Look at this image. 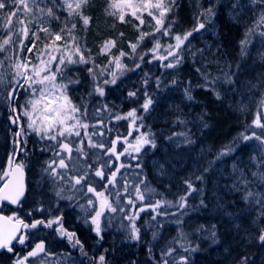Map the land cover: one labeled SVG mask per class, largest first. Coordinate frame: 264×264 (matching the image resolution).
Here are the masks:
<instances>
[{"label": "snow or ice", "instance_id": "1", "mask_svg": "<svg viewBox=\"0 0 264 264\" xmlns=\"http://www.w3.org/2000/svg\"><path fill=\"white\" fill-rule=\"evenodd\" d=\"M35 5V9L30 6ZM88 3V0H63V6L67 11L69 17L76 15L79 16L83 24L87 26L90 23V18L82 14L83 7ZM260 3L264 5V0H260ZM175 0H110L109 8L111 9L110 15L116 17L120 23H126V17H132L136 22V28L139 32L137 41L130 43L129 47L131 53H127L123 50L119 51L118 55H111V49L116 46L115 40H109L105 43L101 49L103 54H109L110 59L107 65L101 67L95 65L89 67L88 72L93 76L94 80L103 77L105 73L111 76V79H103L102 84H115L119 75H123L124 71L128 70L127 65L122 61L125 57L135 56L137 49L142 45L146 46L151 44V47L147 48V52H142L138 59L143 61L148 54L152 55L154 60L161 62V66L166 69L177 68L184 60L183 53L188 50L190 46V37L194 33L199 32L201 29H205L206 20L211 19L215 15V6L210 5L204 13L201 14L203 20H198L196 26L191 30L181 34H171L172 23L168 22L170 14L173 12ZM14 8L15 11L11 9ZM9 9L6 14L5 31L6 38L2 39L0 43V52H6L14 50L13 57H5L6 60L11 61L9 67L13 70V86L8 92V98L10 100L15 98L17 87L24 89L29 94V99L22 105H20L21 112L19 115L10 117L13 124L19 126V131L15 133L16 137L21 138L17 140V145L26 143L23 138L28 135L29 132L34 133L40 137L41 140L54 141L55 143L50 145L54 151V158L46 162L44 172L48 173L54 180L64 181L70 189H74L76 192H86L84 195L87 197V207L80 205L82 210L85 211L84 217L85 223H89L95 234L102 239L103 225L105 221L111 223L113 216L111 214L121 213L123 219H126L129 224L128 228L130 238L133 240H139V228L136 226V219L139 217L140 212H144L146 208H151L152 212L157 215L167 213H161V208L176 207L179 210H186L188 205V197L196 192L193 183L190 180H185L186 190L183 194L179 195L175 203L171 201L156 200L152 204L145 205L143 202L146 198H150V194L154 192L153 189H149L143 180L139 183H130L128 179L123 178V184H120L117 180L118 175L121 174V169H124L126 165L119 163L114 166L113 161H105L94 172V177L104 181L101 185L102 190H97L95 181L90 180L88 171H84L83 174L77 176H68L66 171L68 164L66 160L73 159V152L83 154L86 158L87 153L84 151V139L81 138V132L83 131L84 137L87 138V146L89 148H99L105 150V155L115 157V161H120L121 156L129 155L132 153L139 154L141 149L145 146L156 147L155 140L149 132L140 131L143 127L142 124L137 125V120L143 118L138 116L136 109L129 110L126 115H116V120L128 119L130 120L129 128L138 132L139 135L135 137V142H129L127 137L123 138L122 143L127 145L123 148V151H117V145L121 143V138L117 137L111 141L110 146H106L104 143H97L93 141L92 137L97 135L95 131L89 133L90 126L84 122V117L87 114L86 108L77 104L70 95V86L79 83L78 80L72 79L67 73L71 70L69 66L77 64H89V56L86 55L88 51L75 34L76 24L72 23L70 26L65 23L59 30H54L50 26H46L44 16L46 15L50 19L59 20L52 7L45 10L39 7L37 0H0V10ZM37 13L40 15L37 16ZM31 15L33 19L27 17ZM23 16L24 18H21ZM145 16L151 18L153 24L150 32L142 31L145 25ZM15 25L14 26V20ZM35 24V28L32 25ZM264 25V10L261 11L257 26ZM32 34V43L30 47H27V53L32 54L33 49H36L35 60L33 63L31 56L25 55L21 58L20 53L24 51L25 40L29 38V32ZM254 32V29H249L245 33L244 39L241 40V53L243 54L247 45L250 42V36ZM40 33L44 36L41 37ZM121 37L123 33L120 34ZM264 36V32L260 33ZM163 37H170L173 42L161 43ZM37 41L42 42V47L37 48ZM167 61V63H164ZM151 62V61H149ZM4 66V61L0 60V67ZM136 68L140 67V63L135 64ZM99 69V71H97ZM199 71V69H197ZM215 81H213L214 83ZM230 82V80H229ZM5 83V78L0 73V84ZM147 83V81H145ZM176 83L175 80L172 81ZM160 81L157 79V85ZM94 91L99 95L105 94L104 87L100 83H97ZM187 98L192 99L190 89L185 90ZM129 97H135V92H129ZM145 102L141 105L144 112H147L150 106L153 104L151 96L145 93ZM264 103V102H262ZM106 107V106H105ZM13 113H17V108L13 107ZM262 116L264 113L257 112L252 125L255 128L260 129V133L253 131L251 135H245L241 133L243 141H249L255 139L260 141L264 145V122H262ZM23 120V122H21ZM103 135V133H99ZM132 135V131H129L128 136ZM74 138H80L78 140ZM23 150V149H19ZM235 150V142L226 146L220 155H227ZM15 153L8 159V167L0 174V201H8L13 205H19L21 198L25 195V186L23 182L24 176V164L14 163ZM135 159V157H133ZM88 169L91 165L86 166ZM131 167V165H127ZM139 167V165H137ZM105 168L110 169V172L106 175ZM200 179V177H197ZM79 186V187H77ZM143 186V188H142ZM62 188L56 193L60 198L62 196ZM91 194V196H88ZM253 193L248 192L247 196L252 197ZM72 196H68L67 199H72ZM141 202L139 208H137V202ZM264 201H257L261 203ZM201 206L204 205L201 200ZM135 209V211H132ZM43 211V209H38ZM186 214L185 211H181L180 215ZM172 215H176L173 213ZM153 220L156 219L154 215ZM178 223H183L179 221ZM45 228H53L54 231L61 237L67 239L72 243L73 247L79 246L82 254L87 255L83 251V245L81 241L76 237L74 232L68 231L64 226V220L62 216H56L48 219H37L32 223H25L23 219L17 216H0V249L7 250L9 253H14L18 256L15 259L14 264H45L44 259L50 253L46 248L45 241L40 240L35 243L34 247L25 254L20 256L15 253L14 241L19 245H25L29 240L27 232L22 231L26 229H36L38 226ZM215 226H213L214 229ZM197 231H204V226L200 225ZM155 233L153 237L155 238ZM209 238L215 242L216 233L214 230H210ZM185 243H180V241ZM259 240L264 243V230L259 234ZM176 243L179 244L185 252L196 251L195 247L191 246V241L188 239L186 233L181 231ZM187 245V246H185ZM176 251L175 248H168L162 253L163 264H170L168 257H172ZM37 258H40L37 260ZM96 264H106L105 256L100 255ZM172 264H177L176 261H172ZM178 264H189V258L187 256H181ZM241 264H247V258L242 259Z\"/></svg>", "mask_w": 264, "mask_h": 264}, {"label": "rangeland", "instance_id": "2", "mask_svg": "<svg viewBox=\"0 0 264 264\" xmlns=\"http://www.w3.org/2000/svg\"><path fill=\"white\" fill-rule=\"evenodd\" d=\"M59 1L62 2L63 0ZM89 1H94L98 7L94 11V14L96 13L95 15H88L84 12L85 6L88 3L83 7L82 14L90 18V23L87 26H85L80 17L76 15L69 17L65 23H68L69 26L72 23L76 24L75 34L80 39L82 45L88 50L86 55L89 56L90 63L88 65H76L78 67H73L74 65H71L69 66L71 70L67 74L72 79L79 81V83H75L70 86L69 92L77 104L86 108L87 116L84 117V122L88 123L90 126H94L93 124H101L100 127H90L88 130L89 133L93 131L97 133V135L92 137L93 141L110 146L111 141L117 137L121 138V143L123 138L127 137L129 142L134 143L135 137L139 135V133L129 128L130 120L115 119L116 115H126V113L131 109H136L138 116L143 118L142 120H137L138 126L140 124L143 125L140 131L149 132L154 138L156 145L157 139L165 133L172 131L174 129L173 126H175L176 123H180L181 121L185 122V132H188L189 128L196 126L197 121H194L190 114L186 115L184 118H179V120L177 119L176 114L179 106L181 105V101L184 100V97H182L179 90H171L165 87L166 84L162 83V81L170 80L172 76H175V74L176 76L179 75L178 72H173L171 69L163 67L162 70L165 71H161L159 78H156V81L159 79L161 84L158 88L160 89V92L154 90L155 92L152 94L151 92L153 88L150 89L148 86L145 88L148 83V78L145 77L154 75L157 62L154 63L155 65L151 63L154 60L151 54L146 55L143 61H140L139 59L134 60L133 57L140 55L142 52H147V48L151 47V44L146 43V46L142 45L141 48L137 49L135 56L123 58L122 62L127 65L128 70L124 71L123 75H119V78L117 79V81H121V87L126 89L132 88L134 83H143L145 90L151 91L147 94L151 96L153 104L147 112H144L141 108V105L146 99L145 95L143 97L125 96L124 93L122 94V92L118 90V88L114 87V90L111 91L112 84L103 85V78L100 77L97 80L93 79V76L88 72V68L94 67L95 65L103 67L105 64H108L110 59L109 54H103L101 52L105 43L109 40L116 41V46L111 49V55H118L121 50L131 53L129 44L137 41L139 32L136 28V24L138 22H136L132 17H126L127 22L122 24L116 17L109 14L111 11L109 8L110 0H88V2ZM183 1L187 6L190 5L192 0ZM37 3L40 8L45 10L46 13L47 8H49L52 2L51 0H37ZM179 3V7H181L182 4L180 0H175L174 6H177ZM9 4L11 5V0H9ZM30 6L35 9V5L30 3ZM262 6L264 7V5ZM11 10L15 11L14 8ZM8 11L9 9L0 10V30L5 27L6 22H4V19L6 18ZM173 11L175 13L174 15L180 16L181 22L185 24V16H183L181 9L178 8V10L174 9ZM39 15L40 14L37 13V16ZM22 18L24 17L22 16ZM27 18L33 19L31 15ZM43 18L46 21V26H50L52 29L57 31L65 24L61 22L60 19L53 20L48 18L46 15ZM152 24L153 22L151 21V18L145 16V25L143 26L142 31L150 32L152 30ZM32 28H35V24L32 25ZM121 33H123L122 37L120 35ZM40 36L43 37L44 34L40 33ZM3 38L4 37L0 35V43H2ZM170 42V37H163L161 39L162 44ZM31 43L32 34L30 31L29 38L25 40L24 51L20 53V56L23 58L25 55H29L31 56L33 63H35L36 49H33L32 54L27 53V47H30ZM195 44H197V42L191 40L189 47ZM39 47H42L41 41H37V48ZM204 49L200 48L199 51H203ZM247 56L246 58L249 61H252L253 64L251 63L245 67L246 71L241 72L242 77L240 79V83L235 82V85L232 87L231 94L235 95L230 99V104L236 106L240 110L243 108L247 109V111H242L245 113L249 112L250 114L252 108L257 110L264 107V103H262L264 102V73L261 69L264 65V43L262 41H257L256 44H254V47L252 46L250 55L248 53ZM206 58H209V56H206ZM136 63H140L139 68L135 67ZM255 65H258L259 69H257ZM7 69L9 75H12V68L7 65ZM97 71H99V69H97ZM224 76H226V73H224ZM105 79L110 80L111 77H107ZM145 81H147V83H145ZM97 83H100L101 86L104 87L105 94L103 96H99L94 91ZM11 89L12 88L10 87L6 90L7 104H0V174H2L3 170H5V164L9 157L15 153L14 162L23 163L24 168L27 170L29 175V197L24 204L32 202V205H35L36 208H42L43 211L38 210L37 213L38 215H42L43 219H45L46 213L51 210L53 213V208L51 207L52 204H54L53 200H55V193H53V191L57 192V189L54 188V179L43 170L46 167V162L54 158L55 149H52L50 145L55 142L41 140L40 137L29 132L28 135L23 138L26 140V143H21L19 146L17 145V140L21 138L16 137L15 133L20 129L16 124L15 127L12 126L10 117L20 114L21 109L19 106L24 104L26 100L29 99V94L24 92L20 97L19 93L21 88L17 87V91L14 94L15 98L12 99L11 106H9L8 92ZM94 98L100 99L101 104L93 106L92 100ZM125 103L127 107L123 110ZM13 107L17 108V113L12 112L11 109ZM93 109L101 111V114L94 115ZM21 122H23V120ZM158 123H163L165 126L160 127ZM189 123H193V125L188 128ZM129 131H132L131 136H128ZM101 132L103 135H99ZM191 134L195 135V139H193L192 146L187 149L168 148L166 145H160L159 148L145 146L141 149V152L146 147L149 148V150L148 152H143L141 158L140 155H138L135 159H132L131 156H129V158L127 155L121 156L120 161H118L116 165L124 163L126 167L121 169V174L117 177L118 182L123 184L122 177L128 179L130 183H139L140 180H143L149 189L154 190L151 195L155 198L156 195H158V192L163 195L175 194L179 189L181 181L185 177L189 178L190 176L195 175L200 168H204L203 160L208 148L207 143L204 139L202 140L203 137L200 140V133L193 132L190 133L189 136ZM81 138L85 141L84 151L87 153V157L90 158L92 162L89 160L88 163L87 157L85 158L83 154H79L74 151L73 159L66 160L68 169L58 171H66L68 176H77L83 174L84 171H87L88 169L86 166L91 164L92 171H88L89 178L90 180L95 181V186L99 185V188L97 189L98 191L102 190L101 185L104 181H100L99 178L94 177L93 172L100 167L102 163L110 159H114L115 157L105 155V150L99 148H89L87 146V138L84 137L83 131L81 132ZM74 139L78 140L80 138ZM121 143L118 144L117 151H123ZM246 147L247 149L243 150V154L237 156L239 160L233 159L234 164L229 165L230 167L224 169L220 164H215L213 166L211 171L214 173V176L212 186L209 191L211 194L210 202L212 207L218 209L217 211L219 212L222 211L221 217L227 220H225L224 226L226 227L222 229V232L230 234L234 238L229 241L248 244L255 237L259 238L260 232L264 230V221L261 222L259 218L262 214L264 202L257 203V201H264V145H262L260 141L252 139L248 141ZM19 149L23 150L21 151ZM115 162L117 161L114 159L113 163ZM127 165H131V167L129 168ZM137 165H139V167H137ZM204 170L205 172L208 171L206 169ZM236 183H238L242 188L240 203L237 201L232 202V200L228 199V195L234 194L233 190L236 188ZM159 184L162 185V187ZM61 186H63L65 190L75 191L74 189H70L64 181H61ZM57 187H59L58 180ZM248 192H252L253 196L245 198ZM79 196L80 195L77 194L76 198ZM147 201L148 198L145 199L143 204L147 203ZM80 203L83 204L82 200H80ZM229 203L234 204L229 207ZM137 205H141V202L138 201ZM21 206H24L23 203ZM6 209L7 208L4 207L1 210L4 212ZM19 211L20 209L17 210V212ZM111 215L113 216L111 223L109 224L105 221L103 227L106 231L114 234V232L118 230V224L123 223V220L125 222V219H123L122 214L119 212ZM107 228H109V230H107ZM47 232L48 231L45 229L40 230V238L47 235ZM238 234L239 238L237 237ZM112 237H114V235H112ZM47 242H49V239H47ZM65 247L66 246H57V257L52 256V258L48 259L46 257L43 258L45 264L95 263V261L93 262L89 256L86 258L84 254H80L78 249L75 247ZM74 249H76L77 252H74ZM84 249L83 251H85ZM102 249L103 250H100L98 256H96L97 260L100 255H103V253L108 250V248ZM234 255L235 254H231L228 244H225L224 249H217L214 256H216V258L220 256L223 263L226 260V264H230V261L234 259ZM104 256L106 264H141L137 261V259H128L121 255L119 256L121 257V261H117V258H114L112 255H110L112 256L111 259L106 255ZM96 257L94 256V259ZM39 259L40 258L37 260ZM147 259L151 264H159L158 262H162L159 257H148ZM253 264H264V243L262 242L260 254L255 257Z\"/></svg>", "mask_w": 264, "mask_h": 264}, {"label": "trees", "instance_id": "3", "mask_svg": "<svg viewBox=\"0 0 264 264\" xmlns=\"http://www.w3.org/2000/svg\"><path fill=\"white\" fill-rule=\"evenodd\" d=\"M51 2L49 7L54 9L56 16L59 17L61 22H67L69 16L63 6V1L51 0ZM180 2L182 6L179 7V3L177 6H174L173 10H178V8L181 9L183 16H185V24L181 22L180 16L174 15L175 13L173 11L168 18L170 23L174 21L171 29L172 35H182L187 31H191L198 23V20H203L201 14L204 13L210 5L215 6V15H213L211 19L204 21L206 24L205 29H201L190 37V41L194 40L197 44L192 45L183 53L184 60L177 68L171 69L173 72H178L179 75L176 76L175 74L170 80L162 81L163 84H166L165 87L171 90H179L182 97H184L176 114L177 119L179 120V118H184L186 115L190 114L193 120L197 121L196 126L189 128L193 125V123H189L188 132H185V122L181 121L180 123H176L172 131L165 133L157 139L156 148H159L160 145H166L168 148L172 147L174 149L190 148L193 144V139H195V135L191 134L189 136V134L193 132L200 133V140L203 137L202 140L204 139L208 148L203 160L204 168H200L195 175L189 178L185 177L181 181L179 189L175 194L163 195L158 192L155 198L151 193L145 205L152 204L156 200L175 203L179 195L183 194L186 190L187 186L184 183L185 180H190L197 191L193 192L192 195L188 197L189 207L186 210H179L176 207L161 208L159 210L161 213L166 212L167 215H157L152 212L151 208H146L144 212H140L139 217L135 221L136 226L140 230L139 240L130 238L128 228L126 227L129 222L126 219L125 222L123 220V223L118 224V230H116L114 234L106 231L104 227L102 239L94 233V235L85 241L83 247V249L85 248L84 252L88 254L89 258L92 259L93 262L95 261L94 264L98 261L96 256H98L100 250H103L102 248H108L103 255H106L110 259L114 256V258H117V261H121V257H119L121 255L128 259H137L141 264H151L147 259L148 257H159L160 261H162V253L170 247L176 249L172 257H168L170 264H172L173 260L178 264L181 256H187L189 258V264H206L207 262V264H226V260L223 263L220 256L217 258L214 256L215 251L217 249H224L225 244H228L231 254H235L230 264H241L242 259L246 256H248L246 257L247 264H253L255 257L260 254L261 241L257 237L248 244L229 241L234 238L230 234L222 232V229L226 227L224 226L226 219L221 217L222 211L219 212L217 211L218 209L212 207L209 190L212 186L214 176V173L211 171L213 166L215 164H220L226 169L230 167L229 165L234 164L233 159L239 160L237 156L242 155L243 150L247 149L246 146L248 141H243L241 133L250 135L253 131L257 133L261 131L252 125V121L257 112L264 113V107L257 110L252 108L249 114V112L245 113L242 111H247V109L243 108L240 110L236 106L230 104V99L235 95L231 94V89L235 85V82L240 83L242 77L241 72L246 71L245 67L252 63V61L246 58L248 53L250 55L252 46L254 47L257 41H262L264 43V36L260 35L261 32H264V25L257 26L261 11L264 10V7L261 5L260 0H192L190 5L187 6L183 0H180ZM97 7L94 1H89L85 6L84 12L88 15H95L96 13L94 14V11ZM15 19L14 17V26H16ZM4 22H6V18ZM249 29H254V32L250 36V42L247 45L246 51L242 54L241 40L244 39L245 33L248 32ZM0 31V35L6 38L5 27ZM170 41L173 42L171 39ZM200 48L205 49L199 51ZM138 56L133 57L134 60L138 59ZM206 56H209V58H206ZM5 57H13V59H15L14 50L0 52V60L4 61V66L0 67V73H2L5 78V83L0 84V104L2 103L4 105L7 104L6 90L10 87L12 88L14 83L13 73L9 75L7 69V65H9L11 61L6 60ZM156 62L157 65L154 75L145 77L148 78V83L145 88L147 86L150 89L153 88L152 92L145 90L143 83H134L132 88L126 89L121 87V81L112 84L111 91H113L115 87L118 88L122 94L124 93L125 96H129V92H135L137 97H143L145 93L151 92L153 94L155 91L160 92L156 78H159L161 71L165 70H162L163 67L160 61L153 60L151 63L155 65L154 63ZM164 63H167V61ZM255 66L259 69L258 65ZM73 67L78 66L74 65ZM197 69H199V71H197ZM261 69L264 73V65ZM224 73H226V76H224ZM107 77L111 76L105 73V76L101 78L105 79ZM173 80L176 81L175 84L172 83ZM213 81L215 82L213 83ZM186 89H190L192 96L191 100L187 98ZM24 92L26 93L24 89H21L19 96L21 97ZM92 101L93 106L101 104L100 99L94 98ZM126 107L127 105L125 103L123 110H125ZM93 111L94 115L101 114L99 110L93 109ZM262 122H264V116H262ZM158 124L160 127L165 126L163 123ZM93 125L96 128L101 126V124ZM234 142V151L227 155H220V152L226 146H230ZM121 144L122 148L127 147V145ZM148 150L149 148L146 147L140 154L132 153L131 157L134 159L133 157L137 158V156L140 155L141 158L143 152H148ZM127 157H129V155H127ZM88 159L90 158L87 157V162L89 163ZM117 163L118 162H115L114 165ZM204 169L208 171L205 172ZM105 171V173H109L110 169L105 168ZM197 177H200V179H197ZM160 186L162 187V185ZM96 187L98 189L99 185ZM236 188L233 190L234 194L228 195V199L232 200V202L237 201L240 203L242 188L238 183H236ZM201 200L204 202L203 206H201ZM233 204L234 203H229L228 206L231 207ZM140 206L142 205H137V208ZM181 211H185L186 214L181 216ZM173 213H176V215H172ZM154 215L156 216L155 220L152 218ZM259 218L261 222L264 221V207ZM178 220L183 221V223H178ZM200 225L204 226V231L196 230ZM213 226H215L214 229ZM107 230H109V228H107ZM210 230H214L216 233L215 242L209 238ZM181 231L187 234L188 239L191 241V246L195 247L196 251L185 252L184 249L176 243ZM154 233L156 234L155 238L153 237ZM112 235H114V237H112ZM237 237L239 238V234ZM180 243L185 242L181 240ZM94 256L96 257L95 259ZM158 263L163 264V261Z\"/></svg>", "mask_w": 264, "mask_h": 264}, {"label": "flooded vegetation", "instance_id": "4", "mask_svg": "<svg viewBox=\"0 0 264 264\" xmlns=\"http://www.w3.org/2000/svg\"><path fill=\"white\" fill-rule=\"evenodd\" d=\"M11 106V104H9ZM15 127V125H13ZM90 159H88L89 161ZM111 161L114 162V159H110ZM8 161V160H7ZM91 161V160H90ZM89 165V164H88ZM88 169V168H87ZM87 171H91V168L88 169ZM28 172H27V192L26 195L22 201L24 206H21V204L11 207L8 205H1L2 208L6 207V211H4L8 216H17L20 219H23L25 223H32L34 220L37 219H43L42 215H38V207L32 205V202L25 203L24 202L28 199L29 197V180H28ZM59 187H57V180H54V188L57 189V192L60 191L62 188L64 189L63 186H61V181L58 180ZM55 189V190H56ZM55 191V200H53L54 204H52L53 208V213L52 210L46 213V218L51 219L56 216H62L64 220V226L68 231L74 232L76 234V237L81 241L83 247L85 241L92 235H94V231L92 230V227L90 226L89 223H85L84 217L86 215L85 211L82 210L80 205H85L87 207V197L84 195V192H86V187L84 189V192H76V191H71V190H65L62 192V196L64 198H60L56 195ZM79 194L80 196L76 198V195ZM68 196H72L73 198L67 199ZM88 196H91V194H88ZM80 200H82L83 204L80 203ZM0 207V208H1ZM20 209L19 212L17 210ZM36 212V213H34ZM40 213V212H39ZM32 214V215H31ZM51 215V216H50ZM45 229L47 230V235H45L43 238H40V230ZM27 232L29 236V240L26 242L25 245H19L15 241L14 243V249L15 253H18L20 256L25 255L31 247H34L35 243L39 242L40 240L45 241L46 248L49 251V255L46 257L52 258V256L57 257V246H66L67 248L70 247L72 248V243L69 242L65 238H61L53 228H45L42 225L38 226L36 229H26L22 230ZM104 233V229L102 231V234ZM82 237V238H81ZM82 240H81V239ZM47 239H49V242H47ZM84 240V241H83ZM65 247V248H66ZM78 249L79 253L82 254L81 249L79 246L75 247ZM74 249V252H77V250ZM86 258H88V254L85 255ZM18 256L15 255L14 253H9L7 250H2L0 252V264H14L15 259H17ZM38 259V258H37Z\"/></svg>", "mask_w": 264, "mask_h": 264}, {"label": "water", "instance_id": "5", "mask_svg": "<svg viewBox=\"0 0 264 264\" xmlns=\"http://www.w3.org/2000/svg\"><path fill=\"white\" fill-rule=\"evenodd\" d=\"M14 166H15V165H13V167H14ZM7 167H8V164H7ZM7 167H6V168H7ZM23 182H24V186H25V194H26V191H27V185H26V171H25V170H24ZM24 197H25V195H24ZM24 197L21 198V201L23 200ZM1 202L6 203V204L11 205V206H15V205L11 204V203L8 202V201H0V203H1ZM0 216L8 217V216H6V215L3 214V213H0ZM2 250H3V249H0V252H1Z\"/></svg>", "mask_w": 264, "mask_h": 264}]
</instances>
